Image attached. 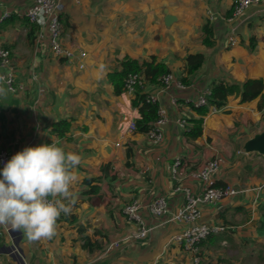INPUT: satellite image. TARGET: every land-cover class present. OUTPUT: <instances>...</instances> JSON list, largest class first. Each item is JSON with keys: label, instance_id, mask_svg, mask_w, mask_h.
I'll return each mask as SVG.
<instances>
[{"label": "crops", "instance_id": "obj_1", "mask_svg": "<svg viewBox=\"0 0 264 264\" xmlns=\"http://www.w3.org/2000/svg\"><path fill=\"white\" fill-rule=\"evenodd\" d=\"M34 2L0 0V16L10 13L0 25V42L11 50L17 84L16 91L5 88L7 96L0 97L1 148L12 156L27 146L59 140L81 163L75 169L79 178L72 189V211L61 213L52 238L30 242L22 230L0 226L4 246L17 239L20 250H2L4 264H194L192 253L172 241L188 226L171 220L186 201L184 191L175 188L181 185L200 194L205 184L191 172L214 158L220 167L213 179L241 191L201 206L200 222L227 226L201 243V264L243 261L236 246L264 242V155L242 151L245 140L264 129V108H259L260 98L242 102L238 95H231L221 108L210 106L206 115L189 103L218 81L264 82V3L228 22L223 17L234 0H61L63 42L74 52L86 53L81 60L85 67L80 68V60L69 63L56 57L46 34H32L27 15ZM165 10L177 17L171 25L165 23ZM209 11L218 16L210 22L216 38L211 47L202 43ZM234 28L238 43L231 46ZM198 52L205 54V62L185 88L175 83L169 89L145 86L167 111L163 141L154 144L146 133L128 131L129 122L141 117L132 105L135 94L116 95L108 74L120 69L126 57L144 60L155 55L180 80L185 57ZM199 118L202 135L188 139L186 132ZM181 119L187 120L186 128ZM60 120L71 122L63 137L52 131ZM178 157L184 172L179 178L173 173ZM106 164L110 168L104 173ZM87 177L101 178L96 193L88 194ZM158 196L167 199L171 214L153 217L144 210L152 231L143 240L126 239L138 225L125 215L124 206L133 199L148 204ZM80 227L105 248L114 240H122L121 245L106 255L103 249L92 253L83 247Z\"/></svg>", "mask_w": 264, "mask_h": 264}, {"label": "built area", "instance_id": "obj_2", "mask_svg": "<svg viewBox=\"0 0 264 264\" xmlns=\"http://www.w3.org/2000/svg\"><path fill=\"white\" fill-rule=\"evenodd\" d=\"M60 1L61 0H35L34 4L28 10V18L30 22L39 25L38 36L43 38L46 34L48 37V44L51 52L58 58H64L67 62H72L75 59L80 60L79 67L84 68L85 63L81 61L85 56V52H74L72 49L68 48L63 42V25L60 20ZM264 0H234L233 4V14L231 16L223 17L228 22H232L235 18L243 15L251 6L263 4ZM10 16L9 12H5L0 16L1 23ZM210 22L214 21L216 13L208 12ZM229 42L231 46H235L238 43V38L235 34V28L232 30V34L229 37ZM15 67L12 61L11 50L4 46L0 42V86L9 89L10 91L17 90L16 78H15ZM163 89H169L173 83H175L179 88H185L186 85L181 81L175 79L174 75L166 74L161 78ZM145 81L143 77L137 73L130 74L126 79V89L125 92L134 94L137 87L145 88ZM23 88V85H19ZM212 90H207L196 102H192L194 106H208L209 99ZM149 101L159 102L156 95L150 94ZM193 106L192 104H190ZM1 109V106H0ZM159 117L153 123L151 129L147 132L148 137L154 144H159L164 139L163 127L168 121L167 111L165 108H159ZM187 120L181 119L180 125L187 126ZM136 122L132 120L129 122L127 130L130 132L136 131ZM3 138L0 130V167L11 158V154L8 150L1 148ZM120 145V143H117ZM220 160L214 158L208 160L204 165L191 172V176L198 180L204 182V190L200 194H194L192 190L188 187L181 185H176L175 191H184L186 196V201L181 208L172 214L171 220L185 223L188 226L182 231L178 232L172 241L183 246V248L193 255L194 264H201V243L208 238L213 233L224 232L227 226L224 225H214L204 222H200L203 212L201 206L204 204H217L221 200L227 197H232L240 193V189L234 187L231 184L223 183L218 184L216 180L213 179V174L219 169ZM183 162L182 158L178 157L173 163V173L175 177L179 178L184 174L183 172ZM147 210L149 214L153 217H161L171 214L169 211L168 201L164 196H158L150 201L148 204H143L138 199H133L124 206V213L131 221L138 225V229L133 234L129 235L126 239L128 240H143L148 237L153 227L147 225L143 217V211ZM60 218V217H59ZM58 218V219H59ZM122 240L112 241L104 250L103 254L109 253L113 248H117L121 245ZM12 247L4 246L3 240L0 238V264H2V250H6L7 253H15L19 251V246ZM89 264V263H84Z\"/></svg>", "mask_w": 264, "mask_h": 264}, {"label": "clouds", "instance_id": "obj_3", "mask_svg": "<svg viewBox=\"0 0 264 264\" xmlns=\"http://www.w3.org/2000/svg\"><path fill=\"white\" fill-rule=\"evenodd\" d=\"M7 92L0 86V97ZM51 141L16 152L0 171V226L22 230L30 242L52 238L61 213L70 214L75 202L81 157Z\"/></svg>", "mask_w": 264, "mask_h": 264}, {"label": "trees", "instance_id": "obj_4", "mask_svg": "<svg viewBox=\"0 0 264 264\" xmlns=\"http://www.w3.org/2000/svg\"><path fill=\"white\" fill-rule=\"evenodd\" d=\"M233 14V8L228 14ZM29 19V18H28ZM61 20V17H60ZM30 21V20H29ZM32 23V22H31ZM39 25L36 23L31 24L32 34L38 33ZM204 37L202 43L208 47L215 44L216 38L214 33V26L208 19L203 25ZM206 56L202 52L191 53L185 57V61L182 67V75L180 80L185 84H189L192 81V77L200 70L205 62ZM139 74L147 84L163 85L161 80L162 76L171 74L169 65L153 55L148 59L138 60L132 57H126L121 61V68L114 70L108 74L110 82L113 84L116 95H121L125 92L126 79L130 74ZM132 99V105L139 109L141 117L136 119V132L146 133L151 129L153 123L159 117V102L149 101V93L145 91V88L137 87ZM231 95L240 96L242 102L252 101L256 98H260L259 108H264V82L262 79L250 78L244 81L242 84L218 81L212 86V93L208 97V106H194L193 108L198 111L200 115H206L210 111V106L221 108L226 104L228 98ZM194 125L188 129L186 135L188 139H197L203 132V118L194 119ZM71 122L69 120H60L54 123L52 131L59 136H66L70 131ZM110 168L109 164L102 167L104 173H107ZM101 180L100 177H87L84 183L90 187L88 194L96 193L98 191V185L96 184ZM219 184V183H218ZM86 227H80L79 231L83 234V247L90 252L105 250L102 242L94 241L90 235L86 234ZM217 236V233H213L205 239L202 244L207 240H213Z\"/></svg>", "mask_w": 264, "mask_h": 264}, {"label": "rangeland", "instance_id": "obj_5", "mask_svg": "<svg viewBox=\"0 0 264 264\" xmlns=\"http://www.w3.org/2000/svg\"><path fill=\"white\" fill-rule=\"evenodd\" d=\"M235 248H236V252H235L236 254L239 253L241 255H244L243 256L244 260L243 261L242 259L239 260L240 262L238 264H264V242H260L258 240L257 241L251 240L242 244L241 247L236 246ZM217 263L225 264L224 262H217ZM2 264H4L3 258H2Z\"/></svg>", "mask_w": 264, "mask_h": 264}, {"label": "water", "instance_id": "obj_6", "mask_svg": "<svg viewBox=\"0 0 264 264\" xmlns=\"http://www.w3.org/2000/svg\"><path fill=\"white\" fill-rule=\"evenodd\" d=\"M165 14L166 25H171L177 19V17L170 14L168 10H165ZM242 151L245 153L258 152L264 155V129L254 131L252 135L243 143ZM11 233L12 236H14L13 231ZM15 246H18L17 239H15L14 243H12V247L16 248ZM17 252L19 253L20 250ZM21 263L23 264V261H21Z\"/></svg>", "mask_w": 264, "mask_h": 264}]
</instances>
